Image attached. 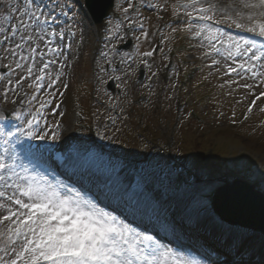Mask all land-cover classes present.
Listing matches in <instances>:
<instances>
[{
    "label": "rangeland",
    "instance_id": "374dc122",
    "mask_svg": "<svg viewBox=\"0 0 264 264\" xmlns=\"http://www.w3.org/2000/svg\"><path fill=\"white\" fill-rule=\"evenodd\" d=\"M220 1L201 0L206 8L216 6L215 19L207 23L214 29L218 28L215 25L228 26L232 30L221 29L222 32L251 39L246 32L230 25L221 12L227 6L219 5ZM73 2L68 1L67 5L78 16L64 19L51 13L60 12V6L65 7L61 0L33 1L28 16L35 12L42 20L47 17L52 23L43 25L41 31L35 26L38 22L25 16V24L29 27L21 26L14 39L0 43V115L12 110L18 97L26 96L27 116L22 111L19 113L25 120H31L36 111L43 113V117H39L37 133H48L44 140L21 135L22 143L16 145L20 156L18 163L28 168L38 180H48L49 169L38 147L56 142V122L63 119L64 135L73 137L76 146L84 144L79 151L96 158L106 176L119 171L126 163L124 172L132 174L129 182L135 183L138 192L155 196L152 199L155 204L164 195L163 201L169 203L159 204L161 210L175 207L177 203L189 210L211 206L216 190L225 181L237 179L253 184L264 193V96L256 99L264 91V83H261L264 76L254 78L251 73H227L229 66L238 67L242 61L237 57L233 64L232 60L226 59L224 48L227 44L221 47V53H215L205 38L207 31L197 36V28L189 30L187 21L190 18L186 12L192 9L185 5L190 0H116L114 14L103 27L115 46L101 43L102 26L93 24L84 0ZM23 5L24 0H0L3 27L8 29L17 25ZM227 10L231 13V9ZM86 13L91 33L84 57L77 62L74 44L67 36V25L79 23L80 15ZM193 15L198 13L194 11ZM5 17L10 19L5 21ZM172 20L178 23L171 24ZM130 25H135L138 30L128 32L126 28ZM52 32L57 35H51ZM133 34L136 39L140 38L138 49L133 53H118L116 45ZM21 35L25 37L23 41ZM0 41H3L2 35ZM17 43L22 46L10 53L8 49L15 48ZM214 59L219 63L214 64ZM252 63L258 71L264 72L260 62ZM18 64L21 67H17ZM118 64L120 68L115 70ZM108 65L110 70H107ZM142 65L145 77L140 82L137 67ZM41 73L47 74L44 84L37 80ZM111 79L115 80L113 93L107 88ZM198 81L205 82L203 91L215 93L213 104L203 100V105L193 106L189 87ZM138 95L144 96V100L138 101ZM65 98L67 115L64 118L57 102ZM253 106L256 111L250 115L248 108ZM76 112L82 116L83 123L89 122V129H81L82 122ZM175 123L178 126L174 129ZM0 125L10 128L3 120ZM15 125L26 128L22 121L16 120ZM2 150L3 145H0V152ZM125 157H131V160L126 162ZM185 158L188 163L183 164ZM169 160H172L170 164ZM151 165H154L153 169L149 168ZM19 170L23 171V168ZM246 170L249 175H245ZM183 172L184 178H180ZM163 179L169 182L170 188L161 189V184L169 185L163 183ZM2 215L0 213V218ZM213 215L212 210L207 218L209 222L214 220ZM243 231L258 235L257 245L264 243L263 233ZM4 232V225H0V248H11L12 245L6 244ZM233 233L236 236L235 230ZM237 244L240 247L241 240ZM0 256L8 259L3 252Z\"/></svg>",
    "mask_w": 264,
    "mask_h": 264
},
{
    "label": "snow or ice",
    "instance_id": "6c2138e0",
    "mask_svg": "<svg viewBox=\"0 0 264 264\" xmlns=\"http://www.w3.org/2000/svg\"><path fill=\"white\" fill-rule=\"evenodd\" d=\"M32 3L33 0H24V9L17 18L16 27L6 29L3 27L4 22L0 21V35L3 36L0 43L14 39L21 26L29 27L24 17L28 16ZM185 7L192 9L186 12L190 18L187 21L189 30L197 28V36L207 31L205 38L215 53H221V47L227 44L224 48L226 59L232 60L233 64H236L237 57L242 61L238 67L229 66L227 73H251L254 78L264 76V72L258 71L252 63L260 62L261 68H264V0H232L227 6L231 13L227 9L221 10L230 25L259 37V40L235 37L219 28H212L207 22L215 19V5L206 8L202 6L201 0H190ZM194 11L198 15L194 16ZM28 18L38 22L35 26L40 27L41 31L44 30L43 25L48 23L47 17L42 20L35 12ZM9 19L5 17V21ZM192 21L199 23L194 24ZM50 34L57 35L55 32ZM24 39L21 35L20 40ZM28 39L32 37L28 36ZM21 46L17 43L15 48H9L8 51L15 53V49ZM21 59L24 57L21 56ZM213 63L219 61L214 59ZM47 66L44 65L45 68ZM31 71L29 68V74ZM261 96H264V91L256 99ZM40 116L37 112L31 120H25L17 112L15 119L26 124V128L12 125L6 129L0 125V145H3L0 152V213H3L0 225L5 228L6 244L12 245L11 248H0V252L8 256V259L0 256V264H205L204 261L185 256L174 247L162 243L154 235L134 230L118 217L99 209L93 202L82 199L78 193L75 196L65 195L56 186L31 175L28 168L18 163L20 156L16 145L22 143L21 135L28 139H45L47 132L37 133ZM5 119L4 115H0V121ZM52 138L56 139L55 135ZM21 168L23 171L19 170Z\"/></svg>",
    "mask_w": 264,
    "mask_h": 264
},
{
    "label": "water",
    "instance_id": "95a60500",
    "mask_svg": "<svg viewBox=\"0 0 264 264\" xmlns=\"http://www.w3.org/2000/svg\"><path fill=\"white\" fill-rule=\"evenodd\" d=\"M87 3L93 13L95 10L100 12V20L112 6V0H87ZM214 207L229 223L264 233V196L250 185L241 181L226 184L219 189Z\"/></svg>",
    "mask_w": 264,
    "mask_h": 264
},
{
    "label": "bare ground",
    "instance_id": "6f19581e",
    "mask_svg": "<svg viewBox=\"0 0 264 264\" xmlns=\"http://www.w3.org/2000/svg\"><path fill=\"white\" fill-rule=\"evenodd\" d=\"M218 3H220L219 5H221V6H228L230 4V1L227 2L225 0H222ZM50 177H51V175H50ZM48 184H50V182H48ZM121 184L122 183H120L119 185H121ZM117 186H118V183L114 185L112 190H115V188H117ZM62 193L66 195L65 192H62ZM148 200H149L148 198H145L146 202H148ZM185 210H186V207H181V208H179L178 213H183V211H185ZM196 226H197L198 230L200 231V233L202 231H204L207 234L205 236L206 240H211L210 237L213 236L214 238H220L219 242H222V240H223L222 231L220 229L213 228L211 225H208L207 220L201 219V221L199 223H197ZM208 235H210V237H207ZM239 237L244 242V245H243V247H241V249L238 251V253L239 254L240 253L246 254V253L252 252V255L250 257L251 261L252 262L254 261L255 262L254 264H264V253L260 254L258 251H256L254 249L256 247H258L259 249L262 247V246H260V243H259V245H257V242L260 240L258 235H253V234H250L248 232H241L239 234ZM230 242H233V241H227L226 244H228ZM259 249H257V250H259ZM188 257H195V258H197L201 261H204L206 263V260L204 258L196 257L194 255H189V254H188ZM255 259H259V261L255 260ZM247 264H252V263L249 261Z\"/></svg>",
    "mask_w": 264,
    "mask_h": 264
},
{
    "label": "trees",
    "instance_id": "16d2710c",
    "mask_svg": "<svg viewBox=\"0 0 264 264\" xmlns=\"http://www.w3.org/2000/svg\"><path fill=\"white\" fill-rule=\"evenodd\" d=\"M209 102V101H208Z\"/></svg>",
    "mask_w": 264,
    "mask_h": 264
}]
</instances>
